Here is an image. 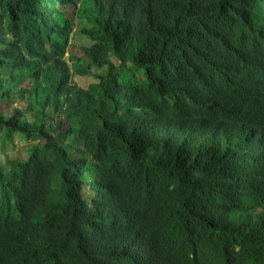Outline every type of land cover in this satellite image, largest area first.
Here are the masks:
<instances>
[{
    "label": "trees",
    "instance_id": "trees-1",
    "mask_svg": "<svg viewBox=\"0 0 264 264\" xmlns=\"http://www.w3.org/2000/svg\"><path fill=\"white\" fill-rule=\"evenodd\" d=\"M0 264H264V0H0Z\"/></svg>",
    "mask_w": 264,
    "mask_h": 264
},
{
    "label": "rangeland",
    "instance_id": "rangeland-1",
    "mask_svg": "<svg viewBox=\"0 0 264 264\" xmlns=\"http://www.w3.org/2000/svg\"><path fill=\"white\" fill-rule=\"evenodd\" d=\"M77 81L83 83V79L77 78Z\"/></svg>",
    "mask_w": 264,
    "mask_h": 264
}]
</instances>
